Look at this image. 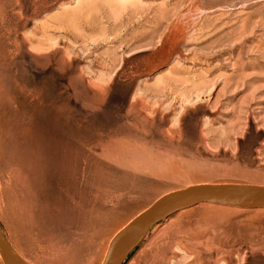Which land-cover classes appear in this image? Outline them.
I'll return each mask as SVG.
<instances>
[{"label":"rangeland","instance_id":"374dc122","mask_svg":"<svg viewBox=\"0 0 264 264\" xmlns=\"http://www.w3.org/2000/svg\"><path fill=\"white\" fill-rule=\"evenodd\" d=\"M214 182L264 184V0H0V227L29 264H101ZM124 264H264V208L183 210Z\"/></svg>","mask_w":264,"mask_h":264},{"label":"water","instance_id":"95a60500","mask_svg":"<svg viewBox=\"0 0 264 264\" xmlns=\"http://www.w3.org/2000/svg\"><path fill=\"white\" fill-rule=\"evenodd\" d=\"M203 203L245 210L263 209L264 184L198 183L167 192L118 229L107 246L101 264H122L155 224ZM0 260L2 264H28L4 237L1 227Z\"/></svg>","mask_w":264,"mask_h":264},{"label":"bare ground","instance_id":"6f19581e","mask_svg":"<svg viewBox=\"0 0 264 264\" xmlns=\"http://www.w3.org/2000/svg\"><path fill=\"white\" fill-rule=\"evenodd\" d=\"M24 154V153H23ZM19 159H22V158H24L23 156H20V153L18 154V156H17ZM21 157V158H20ZM31 181V180H30ZM22 190H23V193H25L27 196H28V199H27V201H28V204H29V206H31V208H32V210H34V212H32L31 211V216H32V220H35V219H37V215L35 216V212H36V206H37V201H39V200H42V199H37L36 197H37V195H41L42 194V192H44V190L43 189H41L40 188V185H38L37 183H35L34 184V182H30V183H28V184H26L23 188H22ZM36 190H38V191H36ZM39 203V202H38ZM39 206H40V204H39ZM45 206V205H44ZM38 213V212H37ZM39 213H40V216H41V218H40V225L43 227H45V228H47V226H48V223H51L52 221L51 220H49L48 219V217H49V213H48V209L46 208V207H44V208H41L40 209V211H39ZM34 217H35V219H34ZM14 249V248H13ZM17 253V252H16ZM18 254V253H17ZM20 255V254H19ZM20 257H21V255H20ZM21 258H23V256L21 257ZM62 258L63 257H60V256H54V258L53 259H49V262L50 263H52V264H55V263H57V262H60L61 260H62ZM24 259V258H23ZM25 260V259H24ZM26 261V260H25ZM27 262V261H26ZM28 263V262H27ZM29 264V263H28Z\"/></svg>","mask_w":264,"mask_h":264},{"label":"trees","instance_id":"16d2710c","mask_svg":"<svg viewBox=\"0 0 264 264\" xmlns=\"http://www.w3.org/2000/svg\"><path fill=\"white\" fill-rule=\"evenodd\" d=\"M133 252H134V250H133ZM133 252L126 258V260L122 264H124L130 258V256L133 254Z\"/></svg>","mask_w":264,"mask_h":264}]
</instances>
